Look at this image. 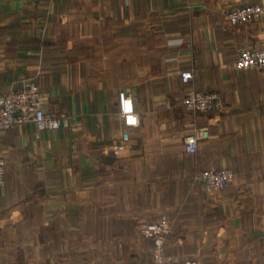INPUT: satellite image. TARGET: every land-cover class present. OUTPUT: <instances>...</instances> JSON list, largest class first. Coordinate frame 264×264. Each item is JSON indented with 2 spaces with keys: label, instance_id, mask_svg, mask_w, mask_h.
Instances as JSON below:
<instances>
[{
  "label": "crops",
  "instance_id": "crops-1",
  "mask_svg": "<svg viewBox=\"0 0 264 264\" xmlns=\"http://www.w3.org/2000/svg\"><path fill=\"white\" fill-rule=\"evenodd\" d=\"M249 4L264 0H0V94L34 81L61 121L0 134V264H17L20 244L40 251V264H65L67 248L86 247L100 254L72 264H148L153 239L141 225L161 217L170 255L264 264V68L233 65L264 44V16L226 19ZM186 88L218 92L222 110H188ZM121 93L136 124L120 114ZM195 128L209 136L189 153ZM125 132L128 148L115 158L109 146ZM213 167L234 173L226 190L198 179ZM38 197L46 221L18 227L17 203L27 217Z\"/></svg>",
  "mask_w": 264,
  "mask_h": 264
},
{
  "label": "built area",
  "instance_id": "built-area-1",
  "mask_svg": "<svg viewBox=\"0 0 264 264\" xmlns=\"http://www.w3.org/2000/svg\"><path fill=\"white\" fill-rule=\"evenodd\" d=\"M264 16V7L261 4L234 6L226 14V19L234 25H247L259 21ZM237 70L248 68H264V44L259 47L242 49L233 63ZM193 77L191 70L180 73L183 84H187ZM43 95L38 84L34 81L25 82L20 88L0 94V134L16 126L27 123L35 125L37 130H55L61 126L59 118L45 112L43 108ZM183 105L192 112L217 113L223 108V99L218 92L197 93L186 88L182 95ZM120 114L129 118L134 124L137 117L134 112L131 98L120 94ZM209 136L206 128H195L184 138V150L193 153L197 149L198 141ZM129 135L123 133L118 140L113 141L110 152L115 158H121L128 148ZM198 179L209 192L226 190L230 187L234 173L228 168H210L202 172ZM5 180V160L0 154V186ZM141 232L153 239L151 248V261L148 264H200L194 257H180L167 253L170 238V224L167 218L161 217L152 223L141 225Z\"/></svg>",
  "mask_w": 264,
  "mask_h": 264
},
{
  "label": "rangeland",
  "instance_id": "rangeland-1",
  "mask_svg": "<svg viewBox=\"0 0 264 264\" xmlns=\"http://www.w3.org/2000/svg\"><path fill=\"white\" fill-rule=\"evenodd\" d=\"M18 190V195H20V187L17 188ZM40 190V188L38 187V191ZM212 193V192H211ZM28 197V196H27ZM41 197H38V199L35 200V206L33 210H29L30 213L27 214V217L24 213V211L22 210L24 203L26 202L21 201L19 203H17L16 207L18 209L21 210V217H19L18 219V223L17 226H22V228H28V227H39L42 225V223L44 221H46V219L44 220L43 218H41ZM15 207V206H14ZM18 238V242L23 243L22 238H20L19 240V236H17ZM67 248V247H66ZM33 252V255H32ZM17 264H28V262L30 261L29 259L32 258V264H40V258H41V254L40 251H36L35 249L33 250H27L26 245L24 244H20L18 245L17 251ZM96 254H100L99 250H94L91 251L89 250L88 247H86V249H82L79 251H72L69 250L68 248L65 250V258H66V263L65 264H72L73 262H78V263H82L84 262L85 259H91L93 257H95Z\"/></svg>",
  "mask_w": 264,
  "mask_h": 264
}]
</instances>
